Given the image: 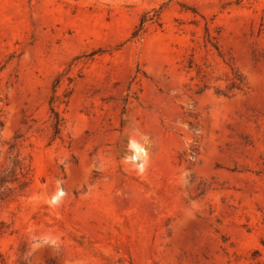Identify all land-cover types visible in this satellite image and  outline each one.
Segmentation results:
<instances>
[{"label": "rangeland", "instance_id": "374dc122", "mask_svg": "<svg viewBox=\"0 0 264 264\" xmlns=\"http://www.w3.org/2000/svg\"><path fill=\"white\" fill-rule=\"evenodd\" d=\"M230 59L248 89L196 94ZM0 96L3 264H264V0H0Z\"/></svg>", "mask_w": 264, "mask_h": 264}, {"label": "trees", "instance_id": "16d2710c", "mask_svg": "<svg viewBox=\"0 0 264 264\" xmlns=\"http://www.w3.org/2000/svg\"><path fill=\"white\" fill-rule=\"evenodd\" d=\"M164 9V5H160L157 9H152L141 14L135 29L131 34L134 41H138L144 33V28L157 21L160 13ZM215 50L218 49L215 47ZM219 52V51H218ZM224 69L218 74L213 75L206 70L190 61L188 72L193 71L198 83L196 94L212 89L214 94L224 98H231L237 94H242L248 89V82L246 77L233 64L232 60L225 62L223 60ZM55 86L52 89V96L49 99V114L50 129L52 132V141L60 134L64 125V120L56 111L61 104L67 105L69 94L64 95L65 101H61L60 97L56 96ZM3 100L0 96V138L3 130L2 122V107ZM21 136L16 134L10 141L2 143L7 146L5 151H0V202L13 201L18 196L26 191L30 183V165L26 163L25 159L21 158L19 153V139ZM9 232V227L0 222V238ZM3 259L0 255V264H3Z\"/></svg>", "mask_w": 264, "mask_h": 264}]
</instances>
